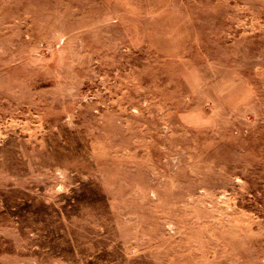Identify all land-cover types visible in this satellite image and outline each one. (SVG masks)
<instances>
[{
	"label": "rangeland",
	"instance_id": "1",
	"mask_svg": "<svg viewBox=\"0 0 264 264\" xmlns=\"http://www.w3.org/2000/svg\"><path fill=\"white\" fill-rule=\"evenodd\" d=\"M0 264H264V0H0Z\"/></svg>",
	"mask_w": 264,
	"mask_h": 264
}]
</instances>
